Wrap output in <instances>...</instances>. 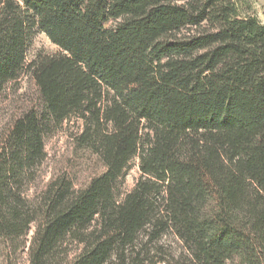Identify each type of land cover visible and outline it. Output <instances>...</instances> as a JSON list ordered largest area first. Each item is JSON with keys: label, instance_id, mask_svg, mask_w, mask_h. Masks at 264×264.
I'll return each instance as SVG.
<instances>
[{"label": "trees", "instance_id": "trees-1", "mask_svg": "<svg viewBox=\"0 0 264 264\" xmlns=\"http://www.w3.org/2000/svg\"><path fill=\"white\" fill-rule=\"evenodd\" d=\"M57 47L29 57L35 35ZM0 264H264V22L249 0H0ZM75 121L103 170L43 183ZM137 160L119 200L108 187ZM170 238V239H169Z\"/></svg>", "mask_w": 264, "mask_h": 264}, {"label": "rangeland", "instance_id": "rangeland-1", "mask_svg": "<svg viewBox=\"0 0 264 264\" xmlns=\"http://www.w3.org/2000/svg\"><path fill=\"white\" fill-rule=\"evenodd\" d=\"M249 1L253 13L264 22V0ZM38 50L52 53L57 51V47L44 34H37L31 42L28 51L29 57ZM35 97V90L26 77H21L3 92L0 95V130L15 112L28 107L35 100ZM76 129L77 123L75 121L65 123L61 129L46 138L47 160L43 168V183L64 178L65 180L70 179L76 186H85L93 176L103 170L96 156L75 146L73 134ZM139 175L136 160L122 178H116L111 182L108 187L109 195L113 199L119 200L125 192L133 187ZM84 247L82 242L63 237L51 258L54 264H65L79 254Z\"/></svg>", "mask_w": 264, "mask_h": 264}]
</instances>
